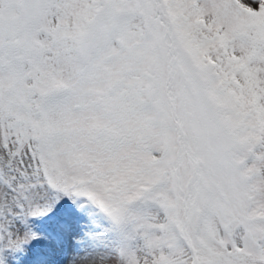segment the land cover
Wrapping results in <instances>:
<instances>
[{"label": "snow or ice", "instance_id": "snow-or-ice-1", "mask_svg": "<svg viewBox=\"0 0 264 264\" xmlns=\"http://www.w3.org/2000/svg\"><path fill=\"white\" fill-rule=\"evenodd\" d=\"M0 264H264V0H0Z\"/></svg>", "mask_w": 264, "mask_h": 264}]
</instances>
